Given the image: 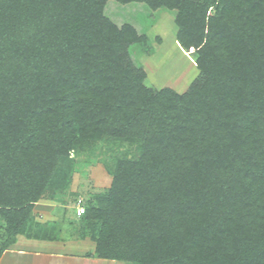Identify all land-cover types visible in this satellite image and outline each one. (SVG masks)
<instances>
[{
    "label": "trees",
    "instance_id": "1",
    "mask_svg": "<svg viewBox=\"0 0 264 264\" xmlns=\"http://www.w3.org/2000/svg\"><path fill=\"white\" fill-rule=\"evenodd\" d=\"M161 9L196 56L182 95L130 53ZM104 138L137 156L80 216L95 257L264 264V0H0V256L58 162Z\"/></svg>",
    "mask_w": 264,
    "mask_h": 264
},
{
    "label": "rangeland",
    "instance_id": "2",
    "mask_svg": "<svg viewBox=\"0 0 264 264\" xmlns=\"http://www.w3.org/2000/svg\"><path fill=\"white\" fill-rule=\"evenodd\" d=\"M136 16L147 37V45L143 49L134 45L130 53L145 73V85L153 90L168 88L178 95L184 94L199 76V70L195 65L196 56L186 52L176 40L177 27L172 14L161 9L150 15ZM136 156L135 144L105 138L70 151L66 159L58 162L54 183L33 205L32 222L27 234L36 238L49 235L54 213L47 210L53 207L60 208L55 215L64 221L69 220L71 212L76 213V207L86 209L90 202H94L95 195L104 194L110 188L112 177L109 170L115 162ZM93 223L83 217L78 220L82 237H88L95 244ZM2 226L0 220V233Z\"/></svg>",
    "mask_w": 264,
    "mask_h": 264
},
{
    "label": "crops",
    "instance_id": "3",
    "mask_svg": "<svg viewBox=\"0 0 264 264\" xmlns=\"http://www.w3.org/2000/svg\"><path fill=\"white\" fill-rule=\"evenodd\" d=\"M60 208H51L53 225L48 236H17L0 256V264H125L126 262L100 259L94 256L95 244L82 237L76 213L69 214V220H59ZM56 216V217H55ZM51 217V216H50Z\"/></svg>",
    "mask_w": 264,
    "mask_h": 264
},
{
    "label": "built area",
    "instance_id": "4",
    "mask_svg": "<svg viewBox=\"0 0 264 264\" xmlns=\"http://www.w3.org/2000/svg\"><path fill=\"white\" fill-rule=\"evenodd\" d=\"M84 212H85V209L83 206L76 207V215L78 217L82 216L84 214Z\"/></svg>",
    "mask_w": 264,
    "mask_h": 264
}]
</instances>
